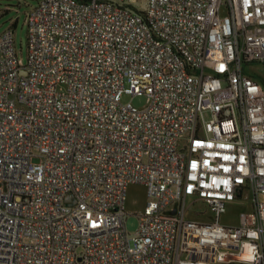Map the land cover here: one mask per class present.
Masks as SVG:
<instances>
[{"label": "built area", "instance_id": "1", "mask_svg": "<svg viewBox=\"0 0 264 264\" xmlns=\"http://www.w3.org/2000/svg\"><path fill=\"white\" fill-rule=\"evenodd\" d=\"M137 3L40 0L26 63L0 35V264H264V0Z\"/></svg>", "mask_w": 264, "mask_h": 264}, {"label": "rangeland", "instance_id": "2", "mask_svg": "<svg viewBox=\"0 0 264 264\" xmlns=\"http://www.w3.org/2000/svg\"><path fill=\"white\" fill-rule=\"evenodd\" d=\"M40 0H0V9L6 6L11 8L7 14L0 18V35L2 32L12 25V21L17 20L14 27L15 47L19 58L27 62L28 53V29L25 23L26 12L31 6L37 4ZM147 0H138V6L145 7ZM245 73L257 79L264 88V62L252 63L245 66ZM124 102H131L139 108L147 105V96H124ZM194 196L191 195L187 204H191ZM148 201L146 187L141 184H131L127 190L126 201V227L129 233L134 234L138 228L139 218L136 215L138 211L144 209ZM251 200L246 198L235 203H231L227 207V212L222 216L221 223L236 225L239 222L240 214L250 208ZM186 218L198 221H211L212 217L209 209L203 202H197L187 209Z\"/></svg>", "mask_w": 264, "mask_h": 264}, {"label": "trees", "instance_id": "3", "mask_svg": "<svg viewBox=\"0 0 264 264\" xmlns=\"http://www.w3.org/2000/svg\"><path fill=\"white\" fill-rule=\"evenodd\" d=\"M6 7H7V6H6ZM9 11H11V9H7V8L2 9V16H1V17H3V16H4L5 14H7ZM26 13H27V12H26ZM16 23H17V20L12 21V25H11L10 27L14 29Z\"/></svg>", "mask_w": 264, "mask_h": 264}]
</instances>
